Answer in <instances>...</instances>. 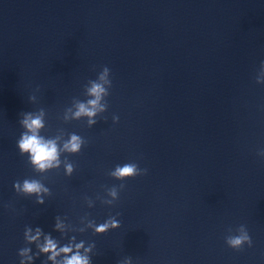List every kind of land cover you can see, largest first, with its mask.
<instances>
[{
    "label": "water",
    "instance_id": "water-1",
    "mask_svg": "<svg viewBox=\"0 0 264 264\" xmlns=\"http://www.w3.org/2000/svg\"><path fill=\"white\" fill-rule=\"evenodd\" d=\"M262 61L264 0H0V264H20L25 247L51 264L35 246L48 234L94 243L91 264H264ZM105 66L106 112L91 128L65 123ZM40 108L41 135L86 141L67 156L71 177L63 165L41 176L19 154L20 114ZM127 162L146 174L112 179ZM25 178L50 189L44 204L14 191ZM109 216L121 227L95 235L89 224ZM240 225L252 246L237 251L225 238Z\"/></svg>",
    "mask_w": 264,
    "mask_h": 264
},
{
    "label": "clouds",
    "instance_id": "clouds-1",
    "mask_svg": "<svg viewBox=\"0 0 264 264\" xmlns=\"http://www.w3.org/2000/svg\"><path fill=\"white\" fill-rule=\"evenodd\" d=\"M110 69L105 66L98 73L95 80H89L84 87V94L86 100L73 99L72 106L66 108L63 114V121L69 123L71 121H80L86 119L87 126L91 128L97 123V117L105 113L108 104L106 98L109 96V89L112 87L110 80ZM256 83H264V61L261 62L260 73L256 78ZM29 101L36 103V97L30 96ZM103 101V102H102ZM21 118L19 124L23 129L19 139L17 140V148L21 156L27 157V162L35 173L43 176L51 171L59 170L63 165L66 176L71 177L74 173V164L67 159V156H75L80 154L82 147L86 141L76 133H68L65 139V132L63 129V136L56 134L52 137H45L41 135L46 127V112L43 108L37 111H28L20 114ZM119 121L118 116H113V122ZM65 158L61 160V156ZM259 156L264 157V150L258 153ZM147 170H141L139 165L135 162H127L122 165L115 166L109 175L116 181H127L135 179L138 176L146 174ZM126 185L120 183L119 188L113 186L107 190L109 200L103 203L113 206L114 202L118 200L119 192L122 191ZM14 191L18 195L25 197H35L36 203L44 204V196L51 195L50 189L46 187L40 180L34 178H25L23 181L17 180L13 184ZM89 207H92L89 202ZM119 215V213L117 214ZM55 228L59 231L62 225L59 223L57 217ZM89 227L93 229V233L97 236L106 235L109 231L117 230L121 227L119 220L115 216H109L103 223L97 224L92 221ZM33 229L26 227L24 231L25 242L29 245L33 242L39 241L41 236V229H35V235H32ZM231 232V229L229 230ZM236 235H228L225 238L227 246L233 250H240L245 244L252 246V239L244 225H240L236 229ZM75 237L69 239L67 244L61 246L50 234L45 235L42 243H36L38 253L47 257V261L51 264H91V254L95 248V244L91 243L85 247V242L73 243ZM83 249V252L80 250ZM31 249L25 247L20 250L21 257L20 264H25L22 257H26L29 264L33 262V256L29 255ZM121 264H131V257L125 258Z\"/></svg>",
    "mask_w": 264,
    "mask_h": 264
}]
</instances>
